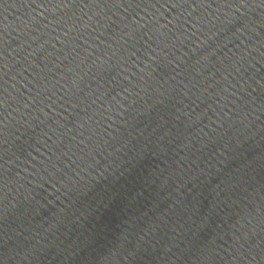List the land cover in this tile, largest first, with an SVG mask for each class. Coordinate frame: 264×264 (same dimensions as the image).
<instances>
[{
    "label": "water",
    "instance_id": "1",
    "mask_svg": "<svg viewBox=\"0 0 264 264\" xmlns=\"http://www.w3.org/2000/svg\"><path fill=\"white\" fill-rule=\"evenodd\" d=\"M0 0V264H264L262 0Z\"/></svg>",
    "mask_w": 264,
    "mask_h": 264
},
{
    "label": "snow or ice",
    "instance_id": "2",
    "mask_svg": "<svg viewBox=\"0 0 264 264\" xmlns=\"http://www.w3.org/2000/svg\"><path fill=\"white\" fill-rule=\"evenodd\" d=\"M75 2V0H71V2H69V3H74ZM262 3H264V0H262Z\"/></svg>",
    "mask_w": 264,
    "mask_h": 264
}]
</instances>
